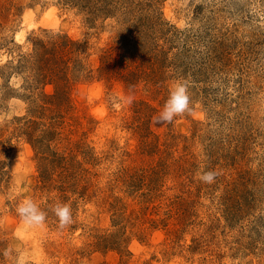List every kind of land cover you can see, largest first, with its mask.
<instances>
[{
    "label": "rangeland",
    "instance_id": "rangeland-1",
    "mask_svg": "<svg viewBox=\"0 0 264 264\" xmlns=\"http://www.w3.org/2000/svg\"><path fill=\"white\" fill-rule=\"evenodd\" d=\"M0 264H264V0H0Z\"/></svg>",
    "mask_w": 264,
    "mask_h": 264
},
{
    "label": "clouds",
    "instance_id": "clouds-1",
    "mask_svg": "<svg viewBox=\"0 0 264 264\" xmlns=\"http://www.w3.org/2000/svg\"><path fill=\"white\" fill-rule=\"evenodd\" d=\"M191 98L187 85L183 82L174 84L169 90V96L162 111L153 120L158 125L170 124L176 117L191 113ZM213 171L198 173V178L204 183H212L215 179ZM21 220L28 225H42L46 221L47 213L31 199H24L16 208ZM51 212L58 219L61 229L73 222L72 209L67 203L57 202L51 207ZM8 250L4 255L8 256Z\"/></svg>",
    "mask_w": 264,
    "mask_h": 264
}]
</instances>
